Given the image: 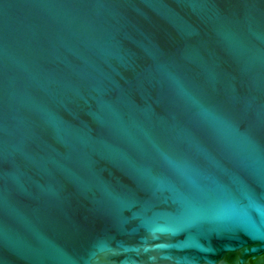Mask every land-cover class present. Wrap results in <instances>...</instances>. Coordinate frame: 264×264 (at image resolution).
Segmentation results:
<instances>
[{
    "label": "water",
    "instance_id": "water-1",
    "mask_svg": "<svg viewBox=\"0 0 264 264\" xmlns=\"http://www.w3.org/2000/svg\"><path fill=\"white\" fill-rule=\"evenodd\" d=\"M0 264H264V0H0Z\"/></svg>",
    "mask_w": 264,
    "mask_h": 264
}]
</instances>
